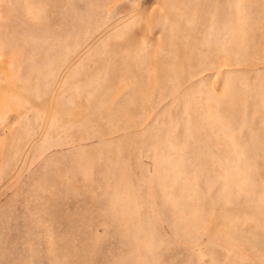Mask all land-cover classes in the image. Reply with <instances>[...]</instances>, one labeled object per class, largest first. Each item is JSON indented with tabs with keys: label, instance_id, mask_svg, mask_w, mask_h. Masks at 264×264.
Returning a JSON list of instances; mask_svg holds the SVG:
<instances>
[{
	"label": "rangeland",
	"instance_id": "rangeland-1",
	"mask_svg": "<svg viewBox=\"0 0 264 264\" xmlns=\"http://www.w3.org/2000/svg\"><path fill=\"white\" fill-rule=\"evenodd\" d=\"M0 264H264V0H0Z\"/></svg>",
	"mask_w": 264,
	"mask_h": 264
}]
</instances>
